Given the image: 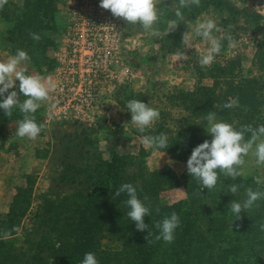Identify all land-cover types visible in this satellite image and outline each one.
<instances>
[{
    "label": "trees",
    "instance_id": "16d2710c",
    "mask_svg": "<svg viewBox=\"0 0 264 264\" xmlns=\"http://www.w3.org/2000/svg\"><path fill=\"white\" fill-rule=\"evenodd\" d=\"M51 6L24 0L16 16L24 38L35 42L28 58L34 65L40 64L44 33L51 29L39 17L49 15ZM260 21L264 25L261 16ZM226 45L222 41L210 65L201 68L210 86L168 96L185 113L177 128L148 130L161 139V152L187 165L181 176L169 168L149 171L143 152L117 155L113 148L110 159L100 156L92 171L65 161L50 194L33 212L24 247L11 239L27 209L14 199L0 219V264L49 259L51 264H264V187L256 194L230 159L240 157L242 144L264 131V37L253 55L255 75L242 74L233 59L221 55ZM212 124L221 137L216 142L205 138ZM180 185L187 200L162 205L160 188ZM238 192L245 193L247 209ZM208 204L213 209L207 212ZM231 214L239 215L236 222L229 220Z\"/></svg>",
    "mask_w": 264,
    "mask_h": 264
},
{
    "label": "rangeland",
    "instance_id": "374dc122",
    "mask_svg": "<svg viewBox=\"0 0 264 264\" xmlns=\"http://www.w3.org/2000/svg\"><path fill=\"white\" fill-rule=\"evenodd\" d=\"M44 1L52 4L47 14L53 20L40 14L42 24L51 29L44 33L47 46L40 64L34 65L28 58L35 42L25 39L22 27L17 26L16 16L22 12L24 0H0V219L5 218L14 199L27 209L11 239L17 248L24 247L33 212L42 196L50 194L65 161L92 171L100 156L110 159L113 148L117 155L143 152L149 171L169 168L181 176L187 165L161 152V139L148 131L157 126L174 130L185 118L168 96L199 85L210 86L212 81L203 77L201 68L210 65L212 52L224 40L227 45L221 55L233 59L242 74L255 75L253 55L264 37L260 21V16L264 19V0L107 2L119 14L115 34L120 45L113 68L116 80L107 101L89 123L60 121L46 112L48 81L66 41L71 10L79 0ZM205 138L215 142L221 138L213 124L205 130ZM241 148V156L231 155L230 159L260 195V187H264V131ZM160 191L162 205L187 200L183 185ZM238 194L240 205L247 209L245 193ZM211 209L208 204L207 212ZM228 218L236 222L239 215ZM246 243L241 240L242 249ZM51 262L49 259L46 264Z\"/></svg>",
    "mask_w": 264,
    "mask_h": 264
},
{
    "label": "built area",
    "instance_id": "2783aa9c",
    "mask_svg": "<svg viewBox=\"0 0 264 264\" xmlns=\"http://www.w3.org/2000/svg\"><path fill=\"white\" fill-rule=\"evenodd\" d=\"M115 6L79 0L71 10L66 41L56 56L46 112L60 121L89 123L107 101L120 40Z\"/></svg>",
    "mask_w": 264,
    "mask_h": 264
},
{
    "label": "water",
    "instance_id": "95a60500",
    "mask_svg": "<svg viewBox=\"0 0 264 264\" xmlns=\"http://www.w3.org/2000/svg\"><path fill=\"white\" fill-rule=\"evenodd\" d=\"M169 29H170V27H169Z\"/></svg>",
    "mask_w": 264,
    "mask_h": 264
}]
</instances>
